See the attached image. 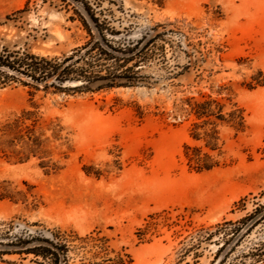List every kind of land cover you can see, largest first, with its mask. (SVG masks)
<instances>
[{
    "label": "rangeland",
    "instance_id": "obj_1",
    "mask_svg": "<svg viewBox=\"0 0 264 264\" xmlns=\"http://www.w3.org/2000/svg\"><path fill=\"white\" fill-rule=\"evenodd\" d=\"M113 1L124 37L160 32L142 81L0 88V264H37L14 240L54 232L68 264H206L205 231L264 198V0ZM72 15L0 0V48L68 54ZM263 241L264 223L235 254Z\"/></svg>",
    "mask_w": 264,
    "mask_h": 264
},
{
    "label": "trees",
    "instance_id": "obj_2",
    "mask_svg": "<svg viewBox=\"0 0 264 264\" xmlns=\"http://www.w3.org/2000/svg\"><path fill=\"white\" fill-rule=\"evenodd\" d=\"M66 8L73 9L72 19H78L86 31V40L62 56L40 55L27 48H0V88L14 82L34 89H65L63 83L73 81L78 87L90 89L138 84L145 76L140 73L148 61L151 47L160 37V32L144 33L137 39L123 36L127 26L114 18L111 8L103 6L104 0H58ZM28 2V1H27ZM27 2L25 3L27 6ZM108 3H114L108 0ZM122 28H117L114 22ZM152 27L153 30L157 29ZM151 30V31H153ZM264 197V191L261 192ZM264 223V198L243 216L217 223L205 231L203 237L213 240L218 247L206 264H244L251 258L252 264L261 263L264 254V241L260 247L247 252L236 253L244 236L253 228ZM186 249L198 261L200 238ZM234 240V244L229 246ZM14 252L31 254L37 264H68L67 244L62 235L54 232L51 237L41 234L17 236ZM229 246V247H228ZM228 247V248H227Z\"/></svg>",
    "mask_w": 264,
    "mask_h": 264
}]
</instances>
